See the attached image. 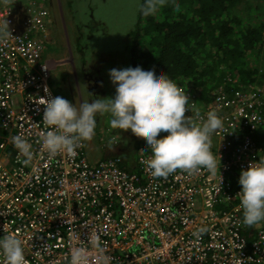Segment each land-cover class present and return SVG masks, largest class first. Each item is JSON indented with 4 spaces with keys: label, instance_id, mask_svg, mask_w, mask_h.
<instances>
[{
    "label": "built area",
    "instance_id": "obj_1",
    "mask_svg": "<svg viewBox=\"0 0 264 264\" xmlns=\"http://www.w3.org/2000/svg\"><path fill=\"white\" fill-rule=\"evenodd\" d=\"M15 1L0 0V22L9 27L0 43V236L22 239L24 264H68L71 248L90 246V235L111 264H264V226L252 239L244 234L242 209L233 203L239 191H227L226 180L227 170L246 169L261 151L232 124L211 135L221 157L215 175L203 168L193 174L177 169L167 178H153L145 143L139 148L140 172L127 171L117 157L90 162L83 143L74 155L50 157L42 150L41 136L50 130L42 119L44 99L50 98L45 86L53 96L42 58L47 11ZM188 102L185 116L199 124L231 99L222 93L205 110ZM235 111L251 128L264 122L256 109ZM17 134L32 146L30 165L11 142ZM200 226L208 231L197 239L193 232ZM94 255L93 249L90 264ZM0 264H5L2 253Z\"/></svg>",
    "mask_w": 264,
    "mask_h": 264
},
{
    "label": "clouds",
    "instance_id": "obj_2",
    "mask_svg": "<svg viewBox=\"0 0 264 264\" xmlns=\"http://www.w3.org/2000/svg\"><path fill=\"white\" fill-rule=\"evenodd\" d=\"M19 2L31 7L44 8L48 14L46 0L15 1L17 4ZM160 2L162 3L163 0ZM152 11L151 3L142 8L144 15H149ZM8 33L7 21L0 22V43L6 42L3 38ZM48 33L49 29L44 38L45 45ZM45 60L50 71V87L53 96L45 86L44 91L50 98L44 99L42 119L50 130L41 136L40 143L42 150L46 151L50 157L61 152L74 155L75 150L83 143L87 158L86 147L89 145L91 147L90 140L95 135L96 118L98 115H106L110 129L130 130L134 135L143 137L142 142L137 146L136 170L130 168L133 165L132 158H128V153L133 149L130 143H127L122 152L109 151L105 155V157L120 158L121 164L127 171L140 172L137 161L141 154L139 148L145 143L152 153L151 158L146 161V167L153 178H167L177 169L193 174L203 168L215 175L221 167V157L216 154L215 147L211 145V135L223 126L231 128L232 124L233 131L241 135L242 139L247 134L255 142L257 129L264 125V122H260L255 128H251L250 122L244 124L235 111L236 107H241L247 112L256 109L264 117V80L259 83L246 84L236 78L232 79L228 74L222 84L212 91L210 103H203V107L200 102L187 94L185 85L177 84L165 72L157 71L153 66L113 68L109 70L108 75L115 87V95L94 99L88 95V98L85 96L84 102L80 99L79 103L80 101L82 103L77 106L59 96L52 82V61ZM63 61H65L64 65H67L74 74L73 81L69 82L66 69L61 73L62 83L68 87L69 91H75L74 82L81 85L79 88H84L83 84L77 81V75L84 72L91 76V80L93 79V69L88 67L83 60H80L79 68L72 55H68ZM227 77L230 79L227 80ZM91 80L85 91L96 90L98 82L93 83ZM225 81L232 82V84L226 85ZM221 87L224 91L220 89ZM236 90L241 93L238 97L235 96ZM222 93L231 99L230 104L216 111H208L201 123H193L190 116H185V112L189 110V100H194L199 109L205 110L211 104H216L217 96ZM226 115L228 122L224 120ZM164 132L165 135H163ZM118 134L119 132L115 131L109 139L110 148L116 144L115 135ZM236 140L233 139L230 143L234 145ZM11 142L23 155L24 164L30 165L33 152L28 140L21 134H17L11 137ZM103 146L107 145L103 144ZM257 147L261 151L260 156L254 162L249 163L246 169L232 166L226 171V180L230 184L227 191H239L237 195L242 209V223L248 227L264 222V156L262 155L263 149L260 146ZM207 231V226H200L193 232V235L199 239ZM88 243L90 246L71 248L68 264H90L93 249L95 250V264H111V257L106 254L95 235L88 237ZM0 253L5 259V264H24L23 241L18 236L11 234L0 236Z\"/></svg>",
    "mask_w": 264,
    "mask_h": 264
},
{
    "label": "trees",
    "instance_id": "obj_3",
    "mask_svg": "<svg viewBox=\"0 0 264 264\" xmlns=\"http://www.w3.org/2000/svg\"><path fill=\"white\" fill-rule=\"evenodd\" d=\"M149 3L153 11L144 15ZM138 12L129 66L165 72L202 105L228 74L247 84L264 80V0H141ZM255 138L264 156V125ZM245 233L255 236L251 227Z\"/></svg>",
    "mask_w": 264,
    "mask_h": 264
},
{
    "label": "rangeland",
    "instance_id": "obj_4",
    "mask_svg": "<svg viewBox=\"0 0 264 264\" xmlns=\"http://www.w3.org/2000/svg\"><path fill=\"white\" fill-rule=\"evenodd\" d=\"M140 4L141 0H46L49 12L53 14L54 20L56 19L52 30V37L56 43L45 45L42 58L49 59L54 53L61 58L62 53H67V50L73 51L76 66L79 68L80 60L77 53L81 51V60L93 69L91 82H98L96 90L93 91H85L83 87L79 88L81 85L74 82L75 91L71 92L66 85H63L61 72H53L56 75L52 76V82L59 96L75 105L71 98L73 93L76 97L81 93L83 102L86 93L91 99L115 95V87L110 81L108 72L113 68L129 67L130 41H133L130 33L140 27L138 23ZM91 20L96 28L87 36L88 28L85 29L83 25L87 26ZM80 29H84L82 37L79 36ZM141 33L140 31L139 34ZM64 68L68 74V81L72 82L74 78L72 70L67 65L61 66V69ZM80 103L77 102L76 105L79 106ZM96 119L95 135L90 140L91 147L90 145V148L86 147L88 160L94 159V155L104 156L109 151L122 152L127 143H133L136 135L130 130L110 129L106 115H98ZM115 131L119 134L115 135L116 144L110 148L108 141ZM134 154L135 150L132 149L128 153V158H132Z\"/></svg>",
    "mask_w": 264,
    "mask_h": 264
},
{
    "label": "crops",
    "instance_id": "obj_5",
    "mask_svg": "<svg viewBox=\"0 0 264 264\" xmlns=\"http://www.w3.org/2000/svg\"><path fill=\"white\" fill-rule=\"evenodd\" d=\"M54 22H56V19L54 20V16L52 13L49 12L48 10V14L47 16L45 17V23H46V26H47V29H49V32L53 30L54 28ZM51 42H54V39L52 38ZM73 53V51H69L67 50V53L64 52L62 53V57L61 58H58V54H53L50 56V58L48 59L49 61H52V75H56L55 73H57L58 71H60L61 73L64 71V69H61V66L64 65L65 61H63L68 55H71ZM63 59V60H62ZM84 68V67H82ZM55 72V73H53ZM91 80V76H88L86 73H81L79 75H77V81L79 82V84H83L84 86V90L86 89L87 90V86H88V83L89 81ZM86 98H88V94L86 93L85 94ZM72 100L77 104V102H79L81 98V93L79 95V97H76L75 94L73 93L72 94ZM142 139L143 137L142 136H135V139L132 143V148L135 150V154L132 156V160H133V165L130 167V168H133L134 170H136V166H135V160H136V154H137V146L142 142ZM139 143V144H138ZM107 155V154H106ZM102 157H105L104 156H98V157H95L94 155V159L91 158V161L92 162H95L97 161L98 159L102 158ZM237 207L240 208V199L239 197H237L234 202H233ZM259 226H264V222H261V223H258L257 225L251 227L254 231H255V235H256V230L258 229ZM248 226H245V231L247 230ZM244 231V234L246 235ZM247 236V235H246Z\"/></svg>",
    "mask_w": 264,
    "mask_h": 264
},
{
    "label": "flooded vegetation",
    "instance_id": "obj_6",
    "mask_svg": "<svg viewBox=\"0 0 264 264\" xmlns=\"http://www.w3.org/2000/svg\"><path fill=\"white\" fill-rule=\"evenodd\" d=\"M84 26V28L85 29H87L88 28V35L87 36H89V35H91V33H92V31L96 28L91 22L90 23H88V25L87 26H89V27H87L86 25H83ZM82 31L84 32V29H80L79 30V36L80 37H82L83 36V33H82ZM52 32L50 31L49 33H48V37L46 38V44H55L56 43V40L54 39V42H51V40H52ZM78 55H79V60H81V51H79L78 53H77ZM72 56H73V58H74V53H72L71 54ZM75 59V58H74ZM63 60V59H62ZM115 152H118V151H115Z\"/></svg>",
    "mask_w": 264,
    "mask_h": 264
},
{
    "label": "bare ground",
    "instance_id": "obj_7",
    "mask_svg": "<svg viewBox=\"0 0 264 264\" xmlns=\"http://www.w3.org/2000/svg\"><path fill=\"white\" fill-rule=\"evenodd\" d=\"M247 84V83H246Z\"/></svg>",
    "mask_w": 264,
    "mask_h": 264
}]
</instances>
